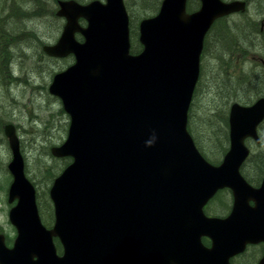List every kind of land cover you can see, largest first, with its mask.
<instances>
[{
  "label": "water",
  "instance_id": "water-1",
  "mask_svg": "<svg viewBox=\"0 0 264 264\" xmlns=\"http://www.w3.org/2000/svg\"><path fill=\"white\" fill-rule=\"evenodd\" d=\"M200 2L189 14L187 0H163L156 16L140 22L143 50L132 54L124 0L58 1L56 15L66 23L43 51L73 55L76 63L50 86L71 118L67 140L51 153L73 161L50 189L55 222L48 229L16 128L6 125L9 203L17 201L9 218L18 234L9 248L0 233V264H228L247 243L264 240V184L252 189L240 173L245 140L259 141L264 98L232 105L231 147L218 167L188 131L204 40L217 19L246 10L240 0ZM224 187L234 191L235 210L223 221L207 218L205 205ZM203 236L214 240L213 249L202 245Z\"/></svg>",
  "mask_w": 264,
  "mask_h": 264
},
{
  "label": "rangeland",
  "instance_id": "rangeland-1",
  "mask_svg": "<svg viewBox=\"0 0 264 264\" xmlns=\"http://www.w3.org/2000/svg\"><path fill=\"white\" fill-rule=\"evenodd\" d=\"M76 1L87 4L93 0ZM162 1L125 0L130 17L131 45L138 50L141 47L140 22L156 16ZM189 3L190 0H187V5ZM47 4L45 14L35 16L30 10L27 15L28 22L20 23L19 28L11 27L10 30H17L11 39L12 46L7 51L5 49L2 55L0 48V233L5 236L6 246L9 248L13 247L18 234L9 218V213L17 201L9 203L13 176L8 165L13 156L2 127L6 124L16 127L25 162V173L35 186L39 212L47 228H53L55 222L50 189L55 179L72 162L70 157L57 158L51 153L52 148L60 147L67 140L71 118L64 111L62 100L51 94L50 86L56 74L75 64V58L72 55L64 58L51 57L43 51L44 46L57 43L66 23L65 19L56 15L58 4H54V0H47ZM255 13L256 9H250V15L255 16ZM81 24L85 26L86 22L81 19ZM23 25L26 26L29 36L20 33L23 31ZM233 34L234 32H231V35ZM207 36H210L209 32ZM77 38L82 41L80 34ZM5 43L6 39L3 41L4 47ZM208 47L202 56V71L191 108L190 127L206 158L214 161L222 159L220 149L223 148L224 133L217 130L226 126L233 102L231 98L226 97L224 76L217 64L220 63L218 56L223 55L215 53L209 44ZM256 99L234 100L242 104H252ZM217 136L220 137V142ZM249 144L253 148L252 157L258 154L264 156V128L261 144L257 145L253 141ZM245 173L254 174L253 166L251 168L249 165ZM220 200L224 206L227 205L226 196H221ZM251 259L255 260L256 256L252 255Z\"/></svg>",
  "mask_w": 264,
  "mask_h": 264
},
{
  "label": "flooded vegetation",
  "instance_id": "flooded-vegetation-1",
  "mask_svg": "<svg viewBox=\"0 0 264 264\" xmlns=\"http://www.w3.org/2000/svg\"><path fill=\"white\" fill-rule=\"evenodd\" d=\"M198 1L200 2V0ZM231 1L235 0L226 2ZM240 1L246 4V10L217 19L210 28V38L207 36L209 38L207 46L209 44L215 53L223 55V57L220 55L218 56L220 63L217 64L220 69L219 71H221L222 76H224V91H226V97L231 98L233 102L230 105L226 126L217 130L223 131L224 139L222 142L223 148L220 149L222 159L212 160L211 163L214 166L221 165L231 147L232 105L239 104L243 107H249L254 105L258 100L264 98V0ZM250 9H256L255 16L249 14ZM187 12L190 14L195 11L190 12L188 9ZM231 32H234V34L231 35ZM208 49L209 47L205 49V52ZM248 56L249 59H247ZM237 98L257 99L252 104H248L246 101L244 102L247 104H242L234 100ZM5 126L2 127L4 132ZM263 128L264 120L257 127L259 141L251 137L245 140V146L249 150V155L240 168L242 177L252 189L255 190L260 189L264 184V156L258 154L252 157L253 148L249 142L253 141L255 144L260 145L263 139ZM217 140H220L219 136H217ZM249 165H251V168L253 166L254 174L251 173V175H248L245 173V169ZM223 195L226 196L228 200L226 206H224L220 200ZM236 204L237 201L232 188L224 187L219 189L209 200L204 207V213L209 218L223 221L232 215ZM247 206L250 209H254L257 206V202L255 200H248ZM247 218L248 215L241 221L242 224L248 223ZM215 229L212 231L214 235L219 233V229ZM202 244L208 249L214 248V240L211 237L204 236L202 238ZM230 248L231 247L228 246L226 249L230 250ZM252 255L256 256L255 260L251 259ZM263 258L264 240L249 242L242 251L229 256L228 264H261Z\"/></svg>",
  "mask_w": 264,
  "mask_h": 264
},
{
  "label": "trees",
  "instance_id": "trees-1",
  "mask_svg": "<svg viewBox=\"0 0 264 264\" xmlns=\"http://www.w3.org/2000/svg\"><path fill=\"white\" fill-rule=\"evenodd\" d=\"M58 1L59 0H54V4L56 3L58 4ZM79 1H84V0H79ZM0 4L2 5L0 6V48H2V51H1V55H2L5 49L7 51V49L12 46L11 39L12 37H14L15 35L14 33H16L17 31V30L15 31L10 30L11 27L17 26L19 28L18 25L20 23L28 22L27 18L29 17L27 15L30 10L33 11V14L35 16H40L41 14L42 15L45 14L46 13L45 10L48 8V4H47V0H0ZM49 7L51 9V6ZM199 8H200V2L198 0H190V3L188 5L189 10L196 11ZM34 9L36 10L34 11ZM27 31L28 30L26 26L23 25V31L21 32L19 31V32L23 33L24 36L26 35L29 36ZM5 39H6V43L4 47L3 41ZM207 43H208V37H207V42L205 43V49L207 48ZM139 50L133 46L132 53L134 54L138 53ZM190 116H191V111H190ZM189 130L192 131L190 127V123H189ZM55 243H56V246L59 252H61L62 247H61L59 240L55 239Z\"/></svg>",
  "mask_w": 264,
  "mask_h": 264
}]
</instances>
